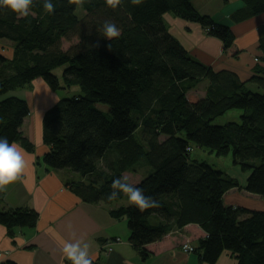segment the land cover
<instances>
[{
  "label": "trees",
  "instance_id": "16d2710c",
  "mask_svg": "<svg viewBox=\"0 0 264 264\" xmlns=\"http://www.w3.org/2000/svg\"><path fill=\"white\" fill-rule=\"evenodd\" d=\"M52 2L51 14L43 0H33L28 16L0 7V40L11 49L9 55L0 50V136L34 151L21 130L28 103L14 91L37 77L51 91L77 86L80 95L61 98L43 112L41 160L50 169L82 177L69 188L91 204L124 198L107 199L113 180L138 166L147 168L134 186L157 205L108 211L114 220H127L129 243L141 259L149 255L145 245L163 239L173 227L197 224L206 235L193 251L200 263L215 264L226 251L236 264H264V210L223 203L231 188L264 196V94L247 86L252 82L264 90V76L257 72L242 82L235 72L213 71L186 52L163 16L199 24L236 57L232 28L200 13L193 0H114V7L107 0ZM263 12L264 0H242L230 17L241 21ZM105 21L117 25L118 37H102ZM258 49L264 62V35ZM58 66H64L62 85L53 74ZM203 81L207 86L200 97L192 90ZM234 108L241 110L238 121L213 122ZM193 145L218 156L231 153L234 165L249 170L245 184L205 160L192 159ZM153 215L156 224L149 222ZM37 218L26 207L0 208V224L8 233L31 228Z\"/></svg>",
  "mask_w": 264,
  "mask_h": 264
},
{
  "label": "crops",
  "instance_id": "0c3cea01",
  "mask_svg": "<svg viewBox=\"0 0 264 264\" xmlns=\"http://www.w3.org/2000/svg\"><path fill=\"white\" fill-rule=\"evenodd\" d=\"M192 5L200 13L232 28L235 39L232 50L237 51V56H232L222 49L221 41L207 35L199 24L166 13L163 20L168 31L192 58L215 72H235L242 82L257 72L264 76V62L259 60L262 53L258 49L259 39L264 35V12L234 21L230 14L241 8L242 0H193ZM199 86L192 91L195 92ZM247 86L264 94L256 83H247ZM204 93L197 95L205 96ZM34 119L24 120L21 130L31 140L35 150L27 152L19 142L15 143L24 154L26 167L16 181L0 187V208L26 207L36 211L38 218L31 228L15 227L10 233L0 224V263L12 260L16 264H69L61 252L64 242L83 237L89 245V255L101 264H203L195 253H185L181 249L185 243L195 247L198 239L206 236L197 224L173 227L163 239L146 244L149 255L141 259L129 243L127 220H114L108 214L109 209L130 204L125 199L126 195L117 202L107 204L82 202L69 188V183L84 181L83 178L65 168L50 169L42 162V124L37 117ZM147 171V168L138 166L122 175L135 185ZM223 203L226 206H241L248 211L264 210V196L248 193L240 187L227 190ZM149 222L156 224L159 220L153 215ZM215 264H236V260L225 251Z\"/></svg>",
  "mask_w": 264,
  "mask_h": 264
},
{
  "label": "clouds",
  "instance_id": "9594fccd",
  "mask_svg": "<svg viewBox=\"0 0 264 264\" xmlns=\"http://www.w3.org/2000/svg\"><path fill=\"white\" fill-rule=\"evenodd\" d=\"M107 2L113 7L115 6L114 0H107ZM32 4L33 0H0V7L6 6L21 16L29 15ZM43 8L51 14L54 11L52 0H43ZM99 31L102 37L108 40L120 35L119 28L112 21H105ZM25 167L26 160L20 148L15 143H10L8 137L0 136V187L10 185L16 181ZM111 188L112 191L107 196L108 200L116 199L124 194L127 196L129 203L135 205L141 211L157 205V201L146 196L141 188L129 183L128 178L125 176L115 178ZM61 252L69 264H93V257L89 255V245L84 242L83 237L64 242Z\"/></svg>",
  "mask_w": 264,
  "mask_h": 264
},
{
  "label": "rangeland",
  "instance_id": "374dc122",
  "mask_svg": "<svg viewBox=\"0 0 264 264\" xmlns=\"http://www.w3.org/2000/svg\"><path fill=\"white\" fill-rule=\"evenodd\" d=\"M75 13L80 16L82 14L81 8L77 7ZM0 50L2 51V53H5V55H9L11 51L10 43L5 40L0 41ZM63 69L64 66H58V68H55V70L53 71V74L59 80L61 85L63 84V79H61ZM206 86V82L201 83L199 88H197L194 93L201 95L203 92H205ZM14 92L15 95L21 97L26 101V103H28L29 114L25 119L26 122L28 121V119L32 118L33 120L36 117L41 122L42 115L44 114L43 112L46 111L50 106H52L53 103H55L57 100L61 98H69L73 95H80L82 93L81 89H79L77 86H70V88H59L57 91H51L44 80H42L40 77H37L30 83L26 84L23 88L16 89ZM96 107L100 110L107 111V106L105 104L102 105L100 103H97ZM238 111L241 112V110L237 108L228 110L224 113V115L217 117L213 122L216 124H224V122H227L228 120L234 122L238 121ZM139 133L140 130L137 131L136 135H138ZM32 141L35 142L34 139ZM191 150L192 151L190 152V156L192 159L195 158L198 160H205L213 168L221 169L224 172H227L232 177L236 178L239 182L243 183V185L245 184L246 178L249 174V170L243 171L238 165H234L231 153L226 154L225 156H218L215 153L210 152L206 148H199L195 145L192 146ZM125 199L128 201L127 196Z\"/></svg>",
  "mask_w": 264,
  "mask_h": 264
},
{
  "label": "built area",
  "instance_id": "2783aa9c",
  "mask_svg": "<svg viewBox=\"0 0 264 264\" xmlns=\"http://www.w3.org/2000/svg\"><path fill=\"white\" fill-rule=\"evenodd\" d=\"M187 246V247H186ZM110 249V248H109ZM107 249L106 252L109 250ZM181 249L186 253V252H193L194 251V247L191 246L189 243H185L181 245Z\"/></svg>",
  "mask_w": 264,
  "mask_h": 264
}]
</instances>
